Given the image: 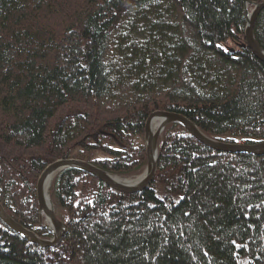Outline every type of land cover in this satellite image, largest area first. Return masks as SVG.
<instances>
[{
    "label": "trees",
    "instance_id": "trees-1",
    "mask_svg": "<svg viewBox=\"0 0 264 264\" xmlns=\"http://www.w3.org/2000/svg\"><path fill=\"white\" fill-rule=\"evenodd\" d=\"M245 26L242 0H0L5 210L50 238L37 198L45 167L80 158L138 175L156 110L221 141L264 140V62ZM254 33L264 48V10ZM235 34L243 41L227 49ZM51 194L68 225L52 260L0 219V264H56L70 246L85 264H264V155L210 149L180 123L164 130L147 189L68 168Z\"/></svg>",
    "mask_w": 264,
    "mask_h": 264
},
{
    "label": "water",
    "instance_id": "water-1",
    "mask_svg": "<svg viewBox=\"0 0 264 264\" xmlns=\"http://www.w3.org/2000/svg\"><path fill=\"white\" fill-rule=\"evenodd\" d=\"M242 1L246 13V26L244 29L245 41L253 54L264 62V48L258 43L254 33L256 22L261 12L264 10V0L261 2H252L250 0ZM249 5H253L251 11L249 10ZM171 123H180L188 130L190 135L210 149L226 153L264 155V140L255 141L253 143L221 141L203 133L192 120L180 113L156 110L150 113L145 123L144 145L147 154V165L140 178L123 179L92 162L80 158L58 159L45 167L37 183L40 223L42 228H45L52 236L50 238L40 237L35 231L17 222L5 210L1 201L0 219L11 230L31 243L37 244L43 248H55L59 246L68 232V225L58 217L50 196V186L53 177L65 169L74 168L94 175L109 187L120 192L135 193L147 189L154 181L157 171L159 140L167 125ZM154 124L156 125L155 129L153 127ZM43 217H45L44 222Z\"/></svg>",
    "mask_w": 264,
    "mask_h": 264
},
{
    "label": "rangeland",
    "instance_id": "rangeland-1",
    "mask_svg": "<svg viewBox=\"0 0 264 264\" xmlns=\"http://www.w3.org/2000/svg\"><path fill=\"white\" fill-rule=\"evenodd\" d=\"M263 1V0H262ZM253 9V5H249V10L251 11ZM243 41V38L241 36H239L238 34H235V37L234 39H232L231 41H229L227 44H226V47L227 49H233V47H237L235 46V44L237 42H242ZM168 126V125H167ZM166 129V128H165ZM146 150V149H145ZM96 158H103L105 157L104 155H102V153H96ZM147 156V154H146ZM54 162V161H53ZM90 162V161H89ZM52 163V162H51ZM50 163V164H51ZM147 165V164H146ZM146 168V167H145ZM145 171V169H144ZM139 173L138 175H133V176H127V177H121L123 179H137L139 176H141L143 173ZM57 176V175H56ZM55 176V177H56ZM55 177H53V180L51 182V186H50V196H51V199H52V202L56 208V212H57V215L58 217L63 221V216H64V213L62 212V210L57 206L55 205L54 203V199L52 197V194H51V190H52V185H53V182L55 180ZM120 177V176H119ZM45 220V217H43V222ZM58 247V246H57ZM57 247L55 248H51V252L49 253L50 257H51V260L53 258V250L54 249H57ZM57 251V250H56ZM55 258L57 259L56 261V264H85L83 259H82V253H81V250L79 248H76V247H73V246H70V247H67L63 250H61L60 252L57 253V255L55 256Z\"/></svg>",
    "mask_w": 264,
    "mask_h": 264
},
{
    "label": "bare ground",
    "instance_id": "bare-ground-1",
    "mask_svg": "<svg viewBox=\"0 0 264 264\" xmlns=\"http://www.w3.org/2000/svg\"><path fill=\"white\" fill-rule=\"evenodd\" d=\"M155 126H156V125L154 124V126H153V127H154V129H155ZM140 177H141V176H139L138 178H140Z\"/></svg>",
    "mask_w": 264,
    "mask_h": 264
}]
</instances>
